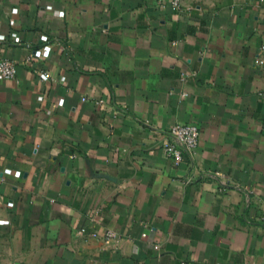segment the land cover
Instances as JSON below:
<instances>
[{"label": "crops", "instance_id": "1", "mask_svg": "<svg viewBox=\"0 0 264 264\" xmlns=\"http://www.w3.org/2000/svg\"><path fill=\"white\" fill-rule=\"evenodd\" d=\"M182 4L0 0V264H264V0Z\"/></svg>", "mask_w": 264, "mask_h": 264}, {"label": "built area", "instance_id": "2", "mask_svg": "<svg viewBox=\"0 0 264 264\" xmlns=\"http://www.w3.org/2000/svg\"><path fill=\"white\" fill-rule=\"evenodd\" d=\"M183 0H158L159 3H168L176 10L183 8ZM17 9H13L16 12ZM51 47L45 45L42 50L39 49L32 54V58H45L46 54L44 51H50ZM61 50H65L64 45H60ZM17 73V68L12 60H1L0 61V79L14 78ZM43 79H47L46 73L42 74ZM63 101L60 102L62 104ZM170 137L173 141L180 143L181 147L177 146L175 142L166 141L164 143V150L167 156L172 158L176 163H180L183 160L184 153L191 154L194 152V148L199 142L200 130L196 124L193 123H178L171 127L169 131Z\"/></svg>", "mask_w": 264, "mask_h": 264}]
</instances>
